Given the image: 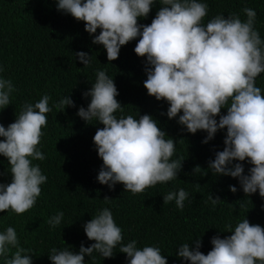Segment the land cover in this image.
Listing matches in <instances>:
<instances>
[{
    "label": "clouds",
    "instance_id": "clouds-1",
    "mask_svg": "<svg viewBox=\"0 0 264 264\" xmlns=\"http://www.w3.org/2000/svg\"><path fill=\"white\" fill-rule=\"evenodd\" d=\"M157 2L161 6L151 22L138 23ZM55 7L84 23L91 43L102 45L109 62L117 59L121 46L136 40L133 52L145 58L143 87L147 95L166 102L163 115L175 118L187 133L205 132L202 144L212 140L218 130H225L223 150L215 152L208 169L216 176L235 178L245 196L258 192L264 200V94L255 83L258 74L264 73V40L254 28L253 9H242L243 21L230 13L201 23L208 12L204 0H55ZM74 56L84 67L89 65L87 52L77 51ZM3 71L0 66V73ZM94 75L91 87L81 94L89 98L87 107H78L76 115L87 124L95 121L103 125L92 137L102 160L96 181L109 190L119 183L124 191L136 194L158 182L177 179L183 160L171 158L173 138L166 136L149 114H122L124 107L115 98L118 91L113 77L103 69ZM14 91L11 79L0 76V110L10 104ZM50 99L45 93L34 103H24L12 123L0 125V156L6 158L11 174L9 183H0V212L21 214L30 209L40 194V185L46 182L39 166L32 163L45 159L37 145L46 114L53 108L75 106L68 95L51 106ZM221 109L226 112L221 114ZM118 112L121 115L117 116ZM240 162L251 165L246 173ZM199 169L197 166L193 172ZM228 190L236 193L237 187L229 185ZM188 196L178 188L162 195V200L163 204L174 201L175 207L182 209ZM110 200L103 199L105 203ZM208 200L213 207L222 201L210 194ZM261 208L264 210V203ZM62 218L63 212L57 211L49 217V226L55 228ZM82 229L94 243L87 247L81 243L75 252L71 247H52L47 254L50 264H85L84 258L94 259V252L110 258L118 245L126 264H167L159 246L137 247L135 239L121 243L122 230L108 207L98 209ZM225 229L231 234L212 236L206 255L199 251L200 238L191 242L192 247L180 244L176 256L181 264H264V227L250 224L244 217ZM11 249L15 251L9 258ZM28 252L19 246L13 227L0 231L2 264H32Z\"/></svg>",
    "mask_w": 264,
    "mask_h": 264
},
{
    "label": "trees",
    "instance_id": "trees-1",
    "mask_svg": "<svg viewBox=\"0 0 264 264\" xmlns=\"http://www.w3.org/2000/svg\"><path fill=\"white\" fill-rule=\"evenodd\" d=\"M204 2L208 12L201 23L217 14L227 16L230 13L243 21L246 16L242 9H253L256 12L254 28L264 40V0ZM160 6L154 3L147 17L138 18L137 22L149 24ZM98 32L99 29L95 34ZM91 39L82 21L57 11L55 0H0V66L4 67L0 76L11 79L15 88L10 104L0 110V125L7 127L24 103H34L45 93L51 98L50 106L67 95L75 105L66 106L64 110L53 108L46 114V126L41 129L43 136L37 145L45 159L32 161L47 177L46 182L40 185V194L30 209L21 214L11 210L0 212V231L13 227L19 246L29 250L32 264H50L47 254L52 247H71L75 252L81 243L85 247L94 243L86 238L82 225L98 209L108 207L122 230L121 243L135 239L137 247L159 246L161 253L166 255L167 264H181L176 249L182 243L192 247L191 242L200 238L199 251L206 255L211 250L212 236L224 238L231 234L225 232V225L234 226L245 217L250 224L264 227L261 208L264 200L258 192L245 196L235 178L216 176L208 169V161L214 158L215 152L223 150L225 130H218L212 140L202 144L205 132L187 133L175 118L169 120L163 115L166 102L147 95L143 87L145 58L133 52L136 40L121 46L117 59L109 62L102 45L92 44ZM77 51L87 52L91 57L87 67L75 59ZM99 69L113 77L118 91L115 98L124 107L122 114H149L166 136L173 138L175 150L171 158L183 160L177 179L158 182L136 194L124 191L119 183L109 190L96 181L102 160L97 156L92 137L96 128L103 125L95 121L85 123L76 111L78 107H87L89 98L81 94L91 87L95 81L94 72ZM255 83L264 94V73L258 74ZM225 112L226 109H221V114ZM240 163L245 173L251 167ZM197 166L200 169L193 172ZM8 170L6 158L0 156V183L11 181ZM229 185L237 187V192H229ZM178 188L189 193L183 208L177 209L174 201L163 204L162 195ZM208 194L222 201L213 207ZM105 197L111 200L105 203ZM57 211L63 212V218L53 228L48 219ZM14 251L10 250L9 258ZM113 254L103 258L94 252V259L84 258L85 264H126L125 255L119 253V245L113 249Z\"/></svg>",
    "mask_w": 264,
    "mask_h": 264
}]
</instances>
